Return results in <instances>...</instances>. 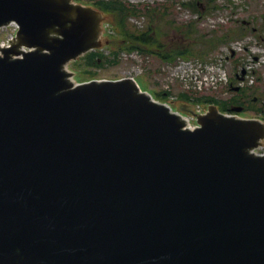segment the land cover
Returning <instances> with one entry per match:
<instances>
[{
	"label": "water",
	"instance_id": "obj_1",
	"mask_svg": "<svg viewBox=\"0 0 264 264\" xmlns=\"http://www.w3.org/2000/svg\"><path fill=\"white\" fill-rule=\"evenodd\" d=\"M103 15L0 0V264H264V122L212 106L188 130L131 78L72 84Z\"/></svg>",
	"mask_w": 264,
	"mask_h": 264
},
{
	"label": "rangeland",
	"instance_id": "obj_2",
	"mask_svg": "<svg viewBox=\"0 0 264 264\" xmlns=\"http://www.w3.org/2000/svg\"><path fill=\"white\" fill-rule=\"evenodd\" d=\"M83 4L90 5L97 0H83ZM124 5L130 7V13L126 16L128 25L131 27L132 31L139 30L140 26L147 25L149 22H152L151 12L146 11L144 3H151L153 8L159 7L160 11H166L167 14L161 15L160 17L164 27L168 28L167 20L172 19L176 22V25H186L187 22L195 19L196 22L195 31L189 35L188 41L192 44V47L198 52L206 51L210 45L205 47L208 40H213V44L216 45L215 48H211V51L205 53L202 57L207 59L217 54L225 55L227 50L226 47L232 44L235 39L242 37H256L264 46V0H218L217 3L221 4L220 9L213 8L205 16L199 18L198 11H195L188 6H183L181 1H190V0H118ZM208 0H200L203 6V9L207 8ZM141 2V4L139 3ZM133 4L137 7L133 6ZM139 4L141 6H139ZM152 8V9H153ZM112 21H105V24L112 29H114V37L111 38L110 42L112 48H117L120 44L119 35L116 40V31H117V22L113 14H105ZM241 21L247 25V28H241ZM141 28V27H140ZM172 33V30H171ZM174 37H180L179 34L175 33ZM221 37H224V41H220ZM212 45V44H211ZM222 51V52H221ZM221 52V53H219ZM143 60V72L136 77H140L141 86L145 89H150L153 92L151 87L156 86L158 89L161 88V79H162V65L163 62L158 57L150 54H146L145 59L140 57ZM105 63V61H104ZM226 65L229 71L230 81L236 86L238 84L237 76L238 72L243 66L246 65L245 54L244 52L238 53L233 58H227ZM103 67H97L98 69V78L100 79H116L123 75L134 74L140 67L132 61H123L120 59L118 63L106 62ZM77 76L80 78L79 81L84 79L86 76L83 74V67L79 64H75ZM151 86V87H150ZM180 84H176L175 93L179 95L181 93ZM245 91V92H244ZM243 91L245 98L250 97V99L258 98L260 103H256L258 107L260 105L264 109V67L257 72L255 76V81L253 83L247 84L246 89ZM155 93V92H154ZM209 97H213L220 102H226L229 104V108L232 107V99L236 95L234 90L231 89H222L216 92H207ZM180 103V102H179ZM248 105V103H247ZM253 104L251 103V106ZM253 105V108L256 107ZM241 106V104H239ZM174 107L177 106L174 104ZM182 108V107H180ZM244 117H255L261 118L264 117V110L257 111L256 109L248 110L244 112ZM264 120V119H263Z\"/></svg>",
	"mask_w": 264,
	"mask_h": 264
},
{
	"label": "trees",
	"instance_id": "obj_3",
	"mask_svg": "<svg viewBox=\"0 0 264 264\" xmlns=\"http://www.w3.org/2000/svg\"><path fill=\"white\" fill-rule=\"evenodd\" d=\"M78 2H84L83 0H77ZM118 0H97L93 4L95 7L101 9L104 13H111L115 16L117 22V30L118 35L120 36V48L126 50H139L143 54H152L162 61H174L179 56L182 57H192V56H203L206 51H211V48H215L216 45L213 44V40H208L205 47L210 45V47L206 51L198 52L192 47L190 41H188L189 35L192 34L196 29V21H191L186 25H176V22L172 19L167 20L168 28L164 27L161 22V15L167 14L166 11H160L159 7L151 8L149 12H151L152 22H149L146 28L142 30H136L135 32L131 30V27L128 25L126 16L130 13V7L124 5ZM207 8L205 12H209L213 8H217L219 5L217 4V0H208ZM188 5L191 6L195 11L203 14V6L200 0H190ZM244 27L247 28V25L244 24V21H241V28L244 32ZM172 30V33H171ZM177 33L180 37H174V34ZM224 37H221L220 41H224ZM212 44V45H211ZM85 63L88 66H102L104 65V61L109 60L111 62H116L110 58L103 56L99 51L98 52H90L85 56ZM89 77H93L97 75L96 72L88 71ZM88 76V75H87ZM245 90V89H244ZM245 92V91H244ZM235 96L232 99L231 105H239L246 104V108L248 109H256L257 111L264 110L260 105H256V103H260V100L250 99V97H246L244 95L242 88L239 91H235ZM160 95L164 96V93H160ZM244 96V99H243ZM181 99L185 101L191 102L192 100H197L201 102H213L216 103L222 110H227L229 108V104L226 102H220L217 99L209 96H196L193 99V96L188 93H181ZM248 103V105H247ZM256 105L253 108V105Z\"/></svg>",
	"mask_w": 264,
	"mask_h": 264
},
{
	"label": "built area",
	"instance_id": "obj_4",
	"mask_svg": "<svg viewBox=\"0 0 264 264\" xmlns=\"http://www.w3.org/2000/svg\"><path fill=\"white\" fill-rule=\"evenodd\" d=\"M182 67V66H180ZM222 77V73L219 71V69L214 67H208V72L205 76L200 77L197 75L193 79L194 83H197L199 86L206 83H216L220 78Z\"/></svg>",
	"mask_w": 264,
	"mask_h": 264
}]
</instances>
